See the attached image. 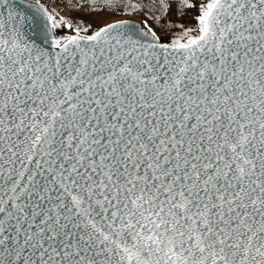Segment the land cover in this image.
<instances>
[{
	"label": "snow or ice",
	"instance_id": "1",
	"mask_svg": "<svg viewBox=\"0 0 264 264\" xmlns=\"http://www.w3.org/2000/svg\"><path fill=\"white\" fill-rule=\"evenodd\" d=\"M0 264H264V0H0Z\"/></svg>",
	"mask_w": 264,
	"mask_h": 264
},
{
	"label": "rangeland",
	"instance_id": "2",
	"mask_svg": "<svg viewBox=\"0 0 264 264\" xmlns=\"http://www.w3.org/2000/svg\"><path fill=\"white\" fill-rule=\"evenodd\" d=\"M41 2H44V0H41Z\"/></svg>",
	"mask_w": 264,
	"mask_h": 264
}]
</instances>
